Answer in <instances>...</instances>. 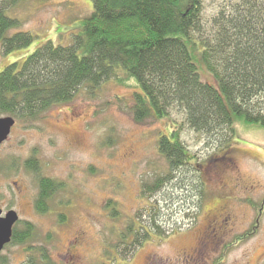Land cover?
I'll list each match as a JSON object with an SVG mask.
<instances>
[{
    "label": "rangeland",
    "instance_id": "374dc122",
    "mask_svg": "<svg viewBox=\"0 0 264 264\" xmlns=\"http://www.w3.org/2000/svg\"><path fill=\"white\" fill-rule=\"evenodd\" d=\"M241 1L203 0L205 23L210 26L220 8L231 11ZM93 9L92 0L20 1L10 9L21 22L11 33L30 31L35 40L8 54L0 47V71L49 39L70 43ZM200 72L213 80L202 65ZM133 87L115 80L83 87L71 102L44 111L38 120H16L0 144V208L2 216L18 213L13 230L22 231L29 222L36 236L25 244L11 240L0 252V264L32 259L37 264H264V129L237 124V140L214 142L181 127L192 170L183 173L186 189L176 180L166 188L177 198L169 208L162 193L143 188L168 176L157 141L179 127L182 115L174 110L166 119L136 122L130 109ZM34 159L37 172L27 166ZM40 177L64 183L46 213L36 207ZM158 202L164 228L159 234L145 214ZM139 212L156 235L135 248L134 233L132 243L122 238ZM32 243L44 248L48 262L43 251L28 248Z\"/></svg>",
    "mask_w": 264,
    "mask_h": 264
},
{
    "label": "trees",
    "instance_id": "16d2710c",
    "mask_svg": "<svg viewBox=\"0 0 264 264\" xmlns=\"http://www.w3.org/2000/svg\"><path fill=\"white\" fill-rule=\"evenodd\" d=\"M20 1L0 0V47L5 54L35 40L30 31L11 33L21 22L10 9ZM92 3V13L80 20L70 43L49 39L22 62L14 61L0 71V116L33 122L44 111L71 102L83 87L95 89L109 80L121 85L133 82L130 109L136 122L166 119L174 110L182 115L179 127L157 141L171 175L159 176L143 188L154 195L162 193L168 207H175L177 198L166 188L176 180L186 189L188 175L183 173L193 163L181 127L214 142L237 140V124L264 129V0H242L231 11L222 7L210 26L203 19V0ZM200 65L212 81L202 78ZM27 166L36 172L40 167L36 159ZM63 187L55 179L40 177L37 209L46 213ZM151 207L145 214H150L159 234L164 229L158 222L160 202ZM112 211L120 216L115 207ZM140 216L141 212L131 219L122 238L132 243L134 233L135 248L156 235ZM17 230L12 241L18 244L36 236L29 222ZM36 246L28 248L43 251L42 259L48 262V253Z\"/></svg>",
    "mask_w": 264,
    "mask_h": 264
},
{
    "label": "water",
    "instance_id": "95a60500",
    "mask_svg": "<svg viewBox=\"0 0 264 264\" xmlns=\"http://www.w3.org/2000/svg\"><path fill=\"white\" fill-rule=\"evenodd\" d=\"M15 124L14 117L0 116V144L8 139ZM2 213L3 210L0 208V252L12 240L13 227L19 220V215L14 210L7 212L4 216H2Z\"/></svg>",
    "mask_w": 264,
    "mask_h": 264
}]
</instances>
